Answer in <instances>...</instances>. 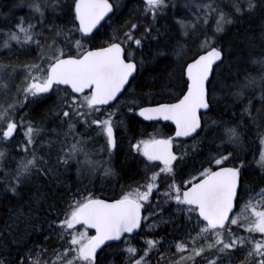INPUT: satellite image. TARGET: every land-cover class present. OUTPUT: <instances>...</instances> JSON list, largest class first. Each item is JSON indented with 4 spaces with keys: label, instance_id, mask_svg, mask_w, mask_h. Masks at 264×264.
<instances>
[{
    "label": "snow or ice",
    "instance_id": "obj_1",
    "mask_svg": "<svg viewBox=\"0 0 264 264\" xmlns=\"http://www.w3.org/2000/svg\"><path fill=\"white\" fill-rule=\"evenodd\" d=\"M140 3L99 43L123 0L0 10V55L36 53L0 60V200L18 204L0 220V264H264V0ZM148 77L159 92L143 91ZM53 93L39 120L25 111ZM129 114L173 134L130 139L140 179L97 195L120 178Z\"/></svg>",
    "mask_w": 264,
    "mask_h": 264
},
{
    "label": "trees",
    "instance_id": "obj_2",
    "mask_svg": "<svg viewBox=\"0 0 264 264\" xmlns=\"http://www.w3.org/2000/svg\"><path fill=\"white\" fill-rule=\"evenodd\" d=\"M12 2L13 0H0V10L7 11L8 7L12 4ZM123 3L126 5V7L122 8L120 13H117L118 19L114 17V20L116 21L115 24L109 26L108 23L106 22L104 23V27L98 33L97 43H99L100 40L106 38V36L111 33L112 27L119 26V24L128 17L129 13L132 12L133 9L141 7V3L139 0H123ZM26 12H27L26 9H17L16 15L18 16L25 15ZM0 19H3V18L0 17ZM161 23H165V21L162 20ZM229 39L236 40L237 37L230 34ZM30 53L32 56L35 55V54L33 55V52H30ZM25 55H26V58L20 57V60H19L20 63L21 61L23 63L26 59H29L31 57V55H28V52L25 53ZM9 56H11V53H8L6 55H0V60H3L5 63H9L13 60V58H11V60L9 61ZM19 61H16L17 65H19ZM160 83H163V81H161ZM137 90L140 91V89H137ZM148 90H152L154 92L160 91L159 84H156L155 86H153L151 77H148L147 83L145 84L143 88V91H148ZM52 97L53 98L48 99L46 103H41L38 106H33L32 109H26L25 111L30 112L31 116L34 119L39 120L41 118V115L44 112H46L48 108L54 106L53 104H54L55 97L54 96ZM156 99L161 100L163 98L160 96H157ZM227 118L228 117H225V119ZM52 126L53 125L48 124V123L47 125L45 124L46 128H50ZM154 128H159L161 132H163L166 135H169L172 133V127L167 124L145 123L139 120L138 117L133 118L132 114H129V116L125 117L124 128L118 129L116 133L117 141L122 151L120 155L115 159L114 163L120 173V178H118L117 180H113L110 184L106 182V186L104 190L97 191L98 195H103V196L117 195L120 192L121 185H129L131 184L130 182L132 180L136 179L139 176L135 174L136 169H135V166L132 164L131 160H129L127 164L124 163L125 153H127L128 151L129 140L134 137L135 139H138V137L142 136V134L147 133L150 130H154ZM139 134L141 135L138 136ZM100 143L102 142L100 141ZM188 143H191V141L189 140ZM259 148H260L259 140L257 139L255 132L250 130L247 136L246 142H245V151L249 154L248 155L249 160L253 158V155L258 156ZM205 151H207V149H205ZM196 159L201 160L203 159V157L198 156L196 157ZM139 179L140 177L136 180H139ZM97 188H99V185H97ZM14 207H18V204L15 201H12L10 203L8 201L0 200V220L6 219L8 212ZM168 211H171V209H169ZM165 215H167V213ZM167 232H168L166 236L167 241L169 243L174 242L178 236L177 232L173 230L172 228H168ZM52 235H53L52 241L48 245H46L49 248L53 247L56 244L55 234H52ZM155 235L157 237L161 235H166L165 229L163 227L160 229H157ZM39 239H43V237L41 236L39 237ZM137 241L136 239L133 240L136 246L139 247L140 244ZM174 252H175V249L174 248L171 249V253H174ZM171 253L169 254L170 258L175 259L176 257L174 255H171ZM165 264H167V261L165 262Z\"/></svg>",
    "mask_w": 264,
    "mask_h": 264
},
{
    "label": "rangeland",
    "instance_id": "obj_3",
    "mask_svg": "<svg viewBox=\"0 0 264 264\" xmlns=\"http://www.w3.org/2000/svg\"><path fill=\"white\" fill-rule=\"evenodd\" d=\"M121 19V18H120ZM30 52H32V51H30ZM30 52H28V55H31V53ZM35 54V52H33V55ZM19 56L20 57H23V58H26V55H25V53L24 54H19ZM31 57H32V55H31ZM25 62V61H24ZM23 62V63H24ZM22 79H23V73H22V70L16 75V77H15V82L16 83H20V81H22ZM55 97V96H54ZM53 98V97H52ZM55 103H56V101L54 100V104L53 105H55ZM46 125H47V122H46ZM123 127H121V128H119V129H122ZM141 134H139L138 136H140ZM123 136V135H122ZM137 137V136H136ZM135 138V137H134ZM18 139H21V137H18ZM134 141V140H133ZM99 143H100V141H99ZM103 143V142H102ZM134 239H136V240H138L137 242H139L140 240H141V237L140 236H137V237H135ZM237 264H238V262H237Z\"/></svg>",
    "mask_w": 264,
    "mask_h": 264
},
{
    "label": "flooded vegetation",
    "instance_id": "obj_4",
    "mask_svg": "<svg viewBox=\"0 0 264 264\" xmlns=\"http://www.w3.org/2000/svg\"><path fill=\"white\" fill-rule=\"evenodd\" d=\"M12 58H13V60L11 61V63L17 65V62H16V61H19V60H20V56H19V54H18V58H17V56H12ZM35 58H36V53H35L34 56L30 57L29 59H26L25 61H31V60H33V59H35ZM21 63H22V61H21ZM21 63H20V61H19V65H20ZM52 96H55V101H56V94L53 93ZM139 177H140V176H138L136 179H138ZM136 179L132 180L130 183L133 184V182H134Z\"/></svg>",
    "mask_w": 264,
    "mask_h": 264
},
{
    "label": "water",
    "instance_id": "obj_5",
    "mask_svg": "<svg viewBox=\"0 0 264 264\" xmlns=\"http://www.w3.org/2000/svg\"><path fill=\"white\" fill-rule=\"evenodd\" d=\"M142 119V118H141ZM166 123H169L170 124V122H166ZM174 127V126H173Z\"/></svg>",
    "mask_w": 264,
    "mask_h": 264
}]
</instances>
